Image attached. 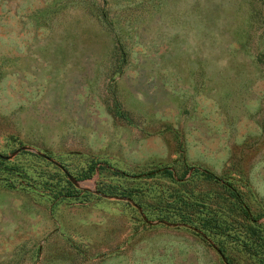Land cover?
Masks as SVG:
<instances>
[{
    "label": "rangeland",
    "instance_id": "rangeland-1",
    "mask_svg": "<svg viewBox=\"0 0 264 264\" xmlns=\"http://www.w3.org/2000/svg\"><path fill=\"white\" fill-rule=\"evenodd\" d=\"M260 52L264 0H0V154L36 187L0 180V264H227L96 189L184 157L264 213Z\"/></svg>",
    "mask_w": 264,
    "mask_h": 264
},
{
    "label": "trees",
    "instance_id": "trees-1",
    "mask_svg": "<svg viewBox=\"0 0 264 264\" xmlns=\"http://www.w3.org/2000/svg\"><path fill=\"white\" fill-rule=\"evenodd\" d=\"M99 14L110 24L103 9ZM256 59L264 63V53ZM7 161L0 155V180L10 187L36 188L24 181L30 179L25 167ZM111 172L123 180L102 181L96 190L126 197L143 222L155 220L188 229L213 244L227 264H264V213L250 203L244 179L217 174L201 164L187 163L184 157L132 173L118 168ZM34 182L43 187L44 180Z\"/></svg>",
    "mask_w": 264,
    "mask_h": 264
},
{
    "label": "water",
    "instance_id": "water-1",
    "mask_svg": "<svg viewBox=\"0 0 264 264\" xmlns=\"http://www.w3.org/2000/svg\"><path fill=\"white\" fill-rule=\"evenodd\" d=\"M1 155V154H0ZM3 158H8L10 155H1ZM46 158H49L48 156L45 155ZM58 166L62 167L61 164L57 163ZM63 169V168H62ZM63 171L68 175V177H70L69 173L63 169ZM149 223H156L157 221L152 220V221H148Z\"/></svg>",
    "mask_w": 264,
    "mask_h": 264
}]
</instances>
